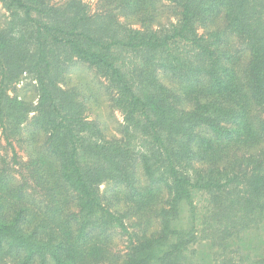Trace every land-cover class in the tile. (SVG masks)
<instances>
[{
	"label": "trees",
	"instance_id": "16d2710c",
	"mask_svg": "<svg viewBox=\"0 0 264 264\" xmlns=\"http://www.w3.org/2000/svg\"><path fill=\"white\" fill-rule=\"evenodd\" d=\"M156 1L102 0L91 14L83 0H0L9 12L0 27V149L10 147L14 163L0 158V263L107 260L119 233L127 252L108 264H264V150L226 157L231 143L264 141V0H166L177 15L158 27ZM217 19L223 28L199 32ZM225 33L244 43V64ZM76 62L106 81L121 138H106L87 101L63 87ZM25 73L35 80L34 105L9 93ZM31 112L30 137L46 138L17 179L13 141ZM103 182L123 187L159 231L134 239L131 210L103 203ZM197 192L208 196L202 212Z\"/></svg>",
	"mask_w": 264,
	"mask_h": 264
},
{
	"label": "rangeland",
	"instance_id": "374dc122",
	"mask_svg": "<svg viewBox=\"0 0 264 264\" xmlns=\"http://www.w3.org/2000/svg\"><path fill=\"white\" fill-rule=\"evenodd\" d=\"M63 0H52L55 4H61ZM87 4L88 10L91 14H94L102 8V0H83ZM158 7V14L154 19L153 26H161L169 23V21H173L176 18L177 10L176 8L168 3L166 0H157L156 4ZM122 14V13H121ZM119 14V19L124 23L130 24L132 26H136L138 21L136 18L131 16H123ZM9 17V12L6 10L4 5L0 2V27L7 21ZM214 27L223 28V22L218 19L211 24L200 27L199 32H206L209 29ZM228 38L227 43L231 50L239 49L241 50L240 56V64H244V62L248 59L249 53L245 50L244 43L238 39L236 36L231 35L229 33H225V36ZM158 77L162 83H164L169 89L172 91L179 92V85L174 80L171 75L165 71L159 70ZM106 81L98 76L94 69L90 68L88 65L82 62H76L73 65L69 66L67 71L65 72V78L63 81V87H74L76 88V92L78 93V98L87 101V109L86 113H88L90 119H96L99 123V126L103 132V135L106 138H121V121L122 116L121 113L114 109L111 106L110 94L107 92ZM14 89H16L14 91ZM10 89V94L17 95L20 99L29 102L31 104H35L37 102V89L35 85V80L31 74L25 73L20 77V80L15 84V88ZM183 98V97H182ZM178 105L184 109L190 107L188 101L184 98L178 101ZM258 114H261V111L257 108L255 109ZM34 112H31L28 116V119L25 121L21 134V141H13L14 151L16 152V157L19 163L15 166V172L13 173L14 177L17 179L26 173V163L28 162L30 151L35 147H39L43 145L45 141V134L43 132H38L35 137H30L31 126L29 125V121ZM19 137V135H18ZM35 139V140H34ZM30 140V141H29ZM29 141V142H28ZM0 143L4 145L5 142L1 137L0 132ZM229 146L226 149V157L232 158L237 155V157L242 156L243 154H248L251 151L258 153L261 150H264V141L257 145H253L251 147L243 144L236 143ZM5 146V145H4ZM13 152L10 147H2L0 149V158L3 157L12 167L13 163ZM136 169V177L138 178V183L140 188L145 187L146 180L141 175V167L140 163L137 160L135 163ZM29 180V179H28ZM31 185H33L32 180L29 181ZM123 187H115L112 186L109 182H103L99 186V192L102 197L103 203H105L109 208L115 210L117 212H124L126 210H131L130 214L125 218L128 229L130 233H132L134 239L135 236L145 235L156 233L159 231V223L158 219L155 216L150 215L146 217L147 213L135 212L136 205L131 201H127L124 198ZM207 195L202 192H197L195 195L194 201L199 207V210L202 212L209 207V201L207 200ZM211 204V203H210ZM134 211V212H133ZM260 232V231H259ZM128 237L126 235H121L119 233H113L110 237L109 241L106 244L108 248L107 255L109 259L107 260H95L91 259V257H87L82 264H108V263H120V261L125 257V253L128 249ZM113 258H112V257ZM111 259H114L112 262ZM0 264H15L11 259H6Z\"/></svg>",
	"mask_w": 264,
	"mask_h": 264
}]
</instances>
